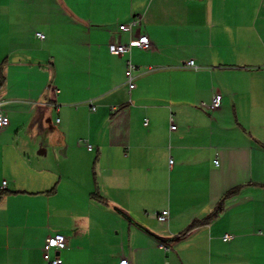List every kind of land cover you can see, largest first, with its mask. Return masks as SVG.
<instances>
[{"label": "crops", "instance_id": "crops-1", "mask_svg": "<svg viewBox=\"0 0 264 264\" xmlns=\"http://www.w3.org/2000/svg\"><path fill=\"white\" fill-rule=\"evenodd\" d=\"M0 110V264H264V0H0Z\"/></svg>", "mask_w": 264, "mask_h": 264}, {"label": "built area", "instance_id": "built-area-1", "mask_svg": "<svg viewBox=\"0 0 264 264\" xmlns=\"http://www.w3.org/2000/svg\"><path fill=\"white\" fill-rule=\"evenodd\" d=\"M139 18H134L133 21H131L128 25H120L119 31H131L132 27L137 25L139 23ZM37 38L44 39V35L42 33H36L35 34ZM150 43L149 39L146 35H139L135 40H131L128 44H118V43H110L108 45V51L112 55L116 56H124L133 48H139V49H147L149 48ZM186 66L189 68L194 67L193 62L186 63ZM134 70L133 65L130 63V61H127V68L125 72L126 76V83L129 89H132L134 87L133 83V75L132 72ZM56 94L57 91H54ZM91 111H95V107L92 106L91 101L89 102ZM221 105V96L219 94H216L213 96L210 104L202 103L201 107L207 110H216ZM170 122V130H175V125L173 122L172 117L169 119ZM9 121L6 115L0 110V131L8 125ZM88 150H91V146L87 145ZM171 162V161H170ZM2 189L6 188V182H3L1 185ZM169 212L167 210L162 211L155 215V218L159 223H165L167 221ZM259 235H263L262 232H258ZM231 239V236L224 235L223 240L227 241ZM67 247V240L64 235L62 234H54L52 236H49L42 247V256L44 260V264H63L61 258L57 253L60 251L66 249ZM161 248H164V245L161 244ZM55 252L54 255H51V252ZM119 264H129L126 259H122Z\"/></svg>", "mask_w": 264, "mask_h": 264}, {"label": "trees", "instance_id": "trees-1", "mask_svg": "<svg viewBox=\"0 0 264 264\" xmlns=\"http://www.w3.org/2000/svg\"><path fill=\"white\" fill-rule=\"evenodd\" d=\"M238 192V189H233L229 192H227L224 197L221 199V201L218 203L216 209L214 210V212L212 213V215H210L209 217H207L204 221L202 222H194L189 228L191 229L192 227L198 225L199 223H207L209 220H211L212 218H215L223 209V204H224V201L231 197V196H234L236 193Z\"/></svg>", "mask_w": 264, "mask_h": 264}]
</instances>
